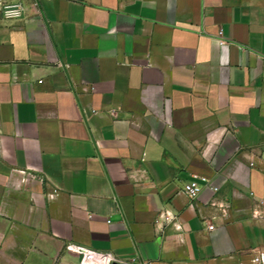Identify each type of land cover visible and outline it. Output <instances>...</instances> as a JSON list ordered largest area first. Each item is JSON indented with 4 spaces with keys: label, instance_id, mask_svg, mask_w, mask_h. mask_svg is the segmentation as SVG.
I'll list each match as a JSON object with an SVG mask.
<instances>
[{
    "label": "crops",
    "instance_id": "obj_1",
    "mask_svg": "<svg viewBox=\"0 0 264 264\" xmlns=\"http://www.w3.org/2000/svg\"><path fill=\"white\" fill-rule=\"evenodd\" d=\"M20 1L0 16V264H254L264 0Z\"/></svg>",
    "mask_w": 264,
    "mask_h": 264
},
{
    "label": "built area",
    "instance_id": "obj_2",
    "mask_svg": "<svg viewBox=\"0 0 264 264\" xmlns=\"http://www.w3.org/2000/svg\"><path fill=\"white\" fill-rule=\"evenodd\" d=\"M25 14V6L20 0H0V16L4 18H17L21 17ZM221 32V29L219 30ZM221 42H224L225 39L220 38ZM251 164L253 162H250ZM208 178L204 175H196L195 177L189 179L188 181L183 183L184 191L191 197L196 196L199 191L205 186ZM213 190H216L217 187L213 185H209ZM261 202L264 204V197L261 198ZM209 228L213 227V224L208 225ZM102 257H105L107 261H117L123 264H129V261L118 259L109 253H101ZM253 263L254 264H264V250L257 251L256 254L253 255ZM135 264H156L152 260H141Z\"/></svg>",
    "mask_w": 264,
    "mask_h": 264
}]
</instances>
